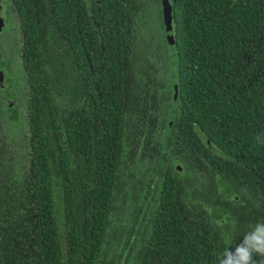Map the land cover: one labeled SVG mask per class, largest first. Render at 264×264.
I'll return each instance as SVG.
<instances>
[{
    "label": "trees",
    "instance_id": "16d2710c",
    "mask_svg": "<svg viewBox=\"0 0 264 264\" xmlns=\"http://www.w3.org/2000/svg\"><path fill=\"white\" fill-rule=\"evenodd\" d=\"M168 2L172 42L161 0H14L0 264H216L264 219V0Z\"/></svg>",
    "mask_w": 264,
    "mask_h": 264
},
{
    "label": "flooded vegetation",
    "instance_id": "af4514ba",
    "mask_svg": "<svg viewBox=\"0 0 264 264\" xmlns=\"http://www.w3.org/2000/svg\"><path fill=\"white\" fill-rule=\"evenodd\" d=\"M24 41L23 25L14 0H0V147L4 149L0 157L10 153H29V144L20 149L23 145L17 146L16 131L9 130V117L13 112L23 116L28 101L29 83L23 66ZM3 175L5 171L0 166V176Z\"/></svg>",
    "mask_w": 264,
    "mask_h": 264
},
{
    "label": "clouds",
    "instance_id": "9594fccd",
    "mask_svg": "<svg viewBox=\"0 0 264 264\" xmlns=\"http://www.w3.org/2000/svg\"><path fill=\"white\" fill-rule=\"evenodd\" d=\"M233 242V238L224 239L225 247L218 255L216 264H264V219L249 223L243 240L234 250L229 247ZM254 256L260 259H254Z\"/></svg>",
    "mask_w": 264,
    "mask_h": 264
},
{
    "label": "water",
    "instance_id": "95a60500",
    "mask_svg": "<svg viewBox=\"0 0 264 264\" xmlns=\"http://www.w3.org/2000/svg\"><path fill=\"white\" fill-rule=\"evenodd\" d=\"M163 22L166 28V38L169 42L173 41V33L171 29V6L168 0H161Z\"/></svg>",
    "mask_w": 264,
    "mask_h": 264
},
{
    "label": "rangeland",
    "instance_id": "374dc122",
    "mask_svg": "<svg viewBox=\"0 0 264 264\" xmlns=\"http://www.w3.org/2000/svg\"><path fill=\"white\" fill-rule=\"evenodd\" d=\"M10 154H13V153H10ZM10 154H7V155H4V156H7L6 158H8L10 156ZM4 158V157H3Z\"/></svg>",
    "mask_w": 264,
    "mask_h": 264
}]
</instances>
